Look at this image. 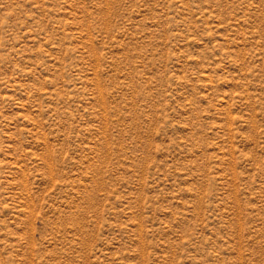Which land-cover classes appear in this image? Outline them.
Wrapping results in <instances>:
<instances>
[{
	"label": "rangeland",
	"instance_id": "obj_1",
	"mask_svg": "<svg viewBox=\"0 0 264 264\" xmlns=\"http://www.w3.org/2000/svg\"><path fill=\"white\" fill-rule=\"evenodd\" d=\"M0 264H264V0H0Z\"/></svg>",
	"mask_w": 264,
	"mask_h": 264
}]
</instances>
